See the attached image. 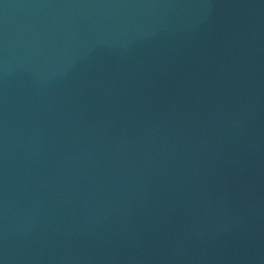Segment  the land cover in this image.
<instances>
[{"label":"water","instance_id":"water-1","mask_svg":"<svg viewBox=\"0 0 264 264\" xmlns=\"http://www.w3.org/2000/svg\"><path fill=\"white\" fill-rule=\"evenodd\" d=\"M0 264H264V0H0Z\"/></svg>","mask_w":264,"mask_h":264}]
</instances>
